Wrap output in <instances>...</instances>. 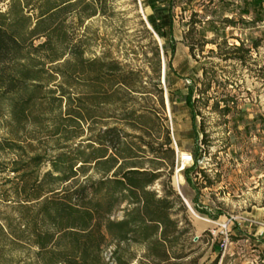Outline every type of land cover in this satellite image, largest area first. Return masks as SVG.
I'll use <instances>...</instances> for the list:
<instances>
[{"label":"trees","instance_id":"trees-1","mask_svg":"<svg viewBox=\"0 0 264 264\" xmlns=\"http://www.w3.org/2000/svg\"><path fill=\"white\" fill-rule=\"evenodd\" d=\"M5 1L6 8L0 7V124L9 137H0V155L10 153L13 158L2 179L8 188L0 197L6 205L0 210V264H110L103 256L110 242L116 245L113 264H198L200 255L184 261L194 250L184 236L189 228L181 227L176 217V206L184 213L186 208L170 185L174 150L165 118L150 108L132 106L133 93L148 92L141 70L108 54L85 56L87 37L77 35L67 22L75 18L86 28L84 22L97 14L100 1L0 3ZM155 14L147 20L162 45L158 47L150 29L145 31L152 39V71L158 80L160 51L166 55L167 41L173 47L174 38L171 16L167 38ZM202 39L201 47L207 43ZM237 40L211 41L216 50L209 49L208 55L240 63L252 60L260 40L250 44ZM188 47L192 52L194 45ZM153 86L163 108L159 82ZM209 88V83L201 89L189 86L184 101L193 120L199 115L200 99L193 93ZM223 101L220 114L227 115L228 98ZM103 106L118 114L108 116L117 118L113 124L92 121L103 117ZM213 107L217 110L218 104ZM151 120L162 130L161 141L152 138ZM28 127L36 144L23 140ZM194 155L186 179L197 170L203 180L200 186L210 187L213 182ZM90 170L94 175L88 174ZM166 173L158 194L151 186ZM117 210L123 212L122 218L112 219ZM129 244L143 247L136 263L127 251ZM179 244L181 249L176 248ZM217 263L218 256L210 264Z\"/></svg>","mask_w":264,"mask_h":264},{"label":"rangeland","instance_id":"rangeland-1","mask_svg":"<svg viewBox=\"0 0 264 264\" xmlns=\"http://www.w3.org/2000/svg\"><path fill=\"white\" fill-rule=\"evenodd\" d=\"M99 1L97 14L84 22L86 28L79 27L75 18L70 17L67 22L77 35L87 37L85 56L108 54L122 64L141 70L148 92L133 93L132 106L150 108L155 115L165 118L163 124L169 130L174 150L170 185L186 208L184 213L176 206V217L181 220V227L189 228L184 236L189 238V247L194 250L184 261L200 255L198 264H210L216 256L217 264H264V0L256 4L253 0ZM6 2L0 3L3 10ZM153 12L158 24L164 26L167 38L171 16L174 38L173 47L167 41L166 55L160 51L158 80L152 71L153 44L144 21L152 28L147 17ZM152 38L158 47L162 45V39L153 33ZM202 38L207 42L203 47ZM236 38L246 44L260 40L258 49L252 51V60L240 63L208 55L209 49L216 50L211 41L226 39L228 44L238 43ZM189 44L194 45L192 52ZM157 81L162 89L163 108L153 86ZM208 83V91L199 95L196 91L193 93L195 98L200 97L199 115L193 120L184 96L189 86L201 89ZM224 98H228L230 108L227 115L220 114ZM215 104H218L217 110H214ZM108 109L103 106V117L92 121L113 124L117 118L108 116L118 114H110ZM148 123L152 138L158 137L161 141L162 130L158 129L157 122ZM33 133L28 127L23 140L36 144L31 140ZM0 137H9L1 124ZM42 141L46 139L42 137ZM180 152L191 153L193 159L194 153L197 155V166L204 169L213 182L210 187L200 186L203 180L201 173L196 175L197 170L188 172L187 181L186 168L193 164H184V169L175 175L176 154ZM11 158L10 153L0 155V161L6 163L0 165V171L3 170L0 197L2 190L8 188L2 179L9 174ZM165 167L168 172L167 163ZM88 174L94 175L91 170ZM167 178L166 173L151 188L161 194L162 182ZM2 202L0 199L1 211L6 206ZM122 215L123 212L117 210L111 218L121 219ZM115 247V243L110 242L103 250L110 264H113L111 256ZM176 248L181 249L180 244ZM183 249L189 250L188 246ZM127 251L133 256V263L142 259L144 252L137 244H129Z\"/></svg>","mask_w":264,"mask_h":264},{"label":"built area","instance_id":"built-area-1","mask_svg":"<svg viewBox=\"0 0 264 264\" xmlns=\"http://www.w3.org/2000/svg\"><path fill=\"white\" fill-rule=\"evenodd\" d=\"M194 159L191 153L180 152L176 154V163H175V175L181 172L184 169V164L190 163L193 164Z\"/></svg>","mask_w":264,"mask_h":264},{"label":"water","instance_id":"water-1","mask_svg":"<svg viewBox=\"0 0 264 264\" xmlns=\"http://www.w3.org/2000/svg\"><path fill=\"white\" fill-rule=\"evenodd\" d=\"M144 21H145V23H146V25H147V27H148V29H150L152 32H153V30L151 29V27H149L150 25H148V23H147V21L144 19ZM153 34L155 35V33L153 32Z\"/></svg>","mask_w":264,"mask_h":264},{"label":"bare ground","instance_id":"bare-ground-1","mask_svg":"<svg viewBox=\"0 0 264 264\" xmlns=\"http://www.w3.org/2000/svg\"><path fill=\"white\" fill-rule=\"evenodd\" d=\"M155 36L157 37V35L155 34Z\"/></svg>","mask_w":264,"mask_h":264}]
</instances>
